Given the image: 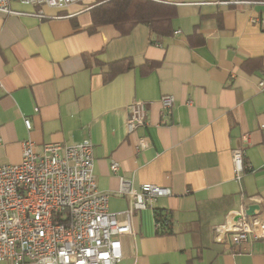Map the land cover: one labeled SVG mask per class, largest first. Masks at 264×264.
<instances>
[{"label": "crops", "instance_id": "obj_1", "mask_svg": "<svg viewBox=\"0 0 264 264\" xmlns=\"http://www.w3.org/2000/svg\"><path fill=\"white\" fill-rule=\"evenodd\" d=\"M94 1L59 10L12 0L13 13L0 12V165L20 163L28 140L88 138L111 211L129 207L115 194L121 177L172 191L156 202L172 232L157 233L153 209L136 212L118 264H264L263 239L234 250L214 238L230 214L264 203V35L253 22L264 0H158L176 5L165 37L146 24L90 31ZM123 59L133 67L106 80ZM163 95L175 97L170 111ZM136 100L147 102V124L129 133ZM141 136L149 146L139 151ZM236 147L249 165L240 181Z\"/></svg>", "mask_w": 264, "mask_h": 264}, {"label": "built area", "instance_id": "obj_2", "mask_svg": "<svg viewBox=\"0 0 264 264\" xmlns=\"http://www.w3.org/2000/svg\"><path fill=\"white\" fill-rule=\"evenodd\" d=\"M12 0H0V12L10 14ZM22 3L49 6L59 10L89 0H20ZM247 3L248 0H235ZM264 35V17L253 19ZM179 31H176L178 33ZM261 85L264 84L262 81ZM173 95H163L165 111L174 105ZM37 110V109H36ZM28 130L32 121L24 118ZM147 124V102L130 105L129 133ZM149 146L141 136L137 149ZM235 178L241 180L249 165L246 150H232ZM93 142L86 138L74 144L48 143L38 148L32 140L23 143L20 163L0 165V264H118L123 258L122 239L133 233L136 212L153 209L161 197L172 194L169 187L120 178L115 194L129 199L121 211L109 209L110 192L101 191L96 182ZM120 164L111 163L117 173ZM156 228L161 227L157 222ZM216 241L230 249L264 240V203L253 215L246 205L230 214L225 224L214 229Z\"/></svg>", "mask_w": 264, "mask_h": 264}, {"label": "trees", "instance_id": "obj_3", "mask_svg": "<svg viewBox=\"0 0 264 264\" xmlns=\"http://www.w3.org/2000/svg\"><path fill=\"white\" fill-rule=\"evenodd\" d=\"M92 16L90 31L100 26L113 25L121 34H127L137 24H146L160 37L173 34V21L176 16V5L158 0H95L88 7ZM133 67L129 59L116 61L110 65L105 74L109 80L118 73ZM155 220L161 223L158 234L171 233L172 219L169 211L155 209Z\"/></svg>", "mask_w": 264, "mask_h": 264}, {"label": "water", "instance_id": "obj_4", "mask_svg": "<svg viewBox=\"0 0 264 264\" xmlns=\"http://www.w3.org/2000/svg\"><path fill=\"white\" fill-rule=\"evenodd\" d=\"M258 208V205H251L248 207L247 213L253 215Z\"/></svg>", "mask_w": 264, "mask_h": 264}]
</instances>
